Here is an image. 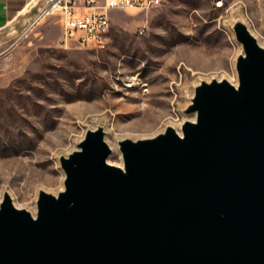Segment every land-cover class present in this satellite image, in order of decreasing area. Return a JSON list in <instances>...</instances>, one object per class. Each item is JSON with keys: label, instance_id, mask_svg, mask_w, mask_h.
<instances>
[{"label": "water", "instance_id": "1", "mask_svg": "<svg viewBox=\"0 0 264 264\" xmlns=\"http://www.w3.org/2000/svg\"><path fill=\"white\" fill-rule=\"evenodd\" d=\"M232 30L238 84L197 85L181 134L119 141L120 167L98 127L35 216L4 195L0 264H264V47Z\"/></svg>", "mask_w": 264, "mask_h": 264}, {"label": "rangeland", "instance_id": "2", "mask_svg": "<svg viewBox=\"0 0 264 264\" xmlns=\"http://www.w3.org/2000/svg\"><path fill=\"white\" fill-rule=\"evenodd\" d=\"M147 11L110 10L104 47H63L62 16H46L6 53L0 68V203L33 216L40 191L64 189L59 158L102 127L121 164L119 141L181 134L202 81L235 83L243 54L232 25L264 47V0H159Z\"/></svg>", "mask_w": 264, "mask_h": 264}, {"label": "built area", "instance_id": "3", "mask_svg": "<svg viewBox=\"0 0 264 264\" xmlns=\"http://www.w3.org/2000/svg\"><path fill=\"white\" fill-rule=\"evenodd\" d=\"M159 0H46V6L32 23L38 24L46 16L60 13L62 16V44L82 50L104 47L110 32L108 11L139 10L147 11L156 7Z\"/></svg>", "mask_w": 264, "mask_h": 264}, {"label": "crops", "instance_id": "4", "mask_svg": "<svg viewBox=\"0 0 264 264\" xmlns=\"http://www.w3.org/2000/svg\"><path fill=\"white\" fill-rule=\"evenodd\" d=\"M45 6L46 0H0V68L6 53L35 28L32 23Z\"/></svg>", "mask_w": 264, "mask_h": 264}, {"label": "bare ground", "instance_id": "5", "mask_svg": "<svg viewBox=\"0 0 264 264\" xmlns=\"http://www.w3.org/2000/svg\"><path fill=\"white\" fill-rule=\"evenodd\" d=\"M234 86H237V84H238V78H237V80H236V82L235 83H232ZM179 133V132H178ZM180 134V133H179ZM109 163V162H108ZM109 164H112V163H109ZM116 166H120L121 167V164H119V165H116ZM32 214H34L33 212H32Z\"/></svg>", "mask_w": 264, "mask_h": 264}]
</instances>
